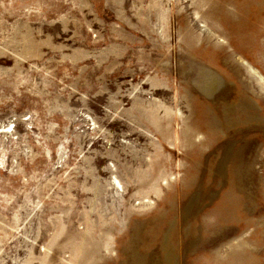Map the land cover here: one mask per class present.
Returning <instances> with one entry per match:
<instances>
[{"label":"rangeland","instance_id":"rangeland-1","mask_svg":"<svg viewBox=\"0 0 264 264\" xmlns=\"http://www.w3.org/2000/svg\"><path fill=\"white\" fill-rule=\"evenodd\" d=\"M0 264H264V0H0Z\"/></svg>","mask_w":264,"mask_h":264},{"label":"bare ground","instance_id":"bare-ground-1","mask_svg":"<svg viewBox=\"0 0 264 264\" xmlns=\"http://www.w3.org/2000/svg\"><path fill=\"white\" fill-rule=\"evenodd\" d=\"M209 76H210V75H209ZM213 79H214V78H211V81L208 82V83H209V84H208L209 87L214 86V85H213ZM214 81H215V80H214ZM206 83H207V81H206ZM214 83H216V82H214ZM212 88H214V87H212ZM210 89H211V88H210ZM210 89H209V90H210Z\"/></svg>","mask_w":264,"mask_h":264}]
</instances>
